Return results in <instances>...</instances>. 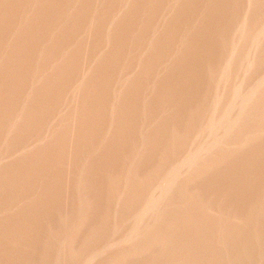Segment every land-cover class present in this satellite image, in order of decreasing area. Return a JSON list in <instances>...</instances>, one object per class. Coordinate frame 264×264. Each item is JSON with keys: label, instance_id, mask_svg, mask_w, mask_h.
<instances>
[{"label": "rangeland", "instance_id": "1", "mask_svg": "<svg viewBox=\"0 0 264 264\" xmlns=\"http://www.w3.org/2000/svg\"><path fill=\"white\" fill-rule=\"evenodd\" d=\"M0 264H264V0H0Z\"/></svg>", "mask_w": 264, "mask_h": 264}, {"label": "bare ground", "instance_id": "2", "mask_svg": "<svg viewBox=\"0 0 264 264\" xmlns=\"http://www.w3.org/2000/svg\"><path fill=\"white\" fill-rule=\"evenodd\" d=\"M130 47V46H129ZM149 190V189H148ZM157 191V190H156ZM140 216V215H139Z\"/></svg>", "mask_w": 264, "mask_h": 264}]
</instances>
